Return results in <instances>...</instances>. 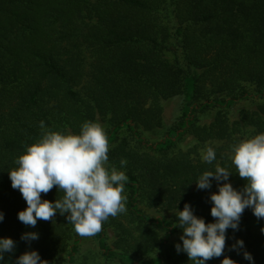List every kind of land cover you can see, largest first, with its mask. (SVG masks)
Returning a JSON list of instances; mask_svg holds the SVG:
<instances>
[{
    "label": "trees",
    "instance_id": "1",
    "mask_svg": "<svg viewBox=\"0 0 264 264\" xmlns=\"http://www.w3.org/2000/svg\"><path fill=\"white\" fill-rule=\"evenodd\" d=\"M181 96L177 127L157 143L146 141L141 131L163 128L166 102ZM254 99H264V0H0V238L16 242L0 264H15L32 250L48 264H76L80 253L81 236L66 215L57 212L35 228L18 219L27 205L8 171L41 136V121L64 134H79L86 121L100 123L111 146L107 167L128 177L127 214L109 217L93 236L107 264H193L175 248L183 234L177 212L189 203L194 215L214 222L212 187L198 190L195 180L217 163L233 172L228 182L235 189L243 188L227 148L239 135L264 133V105L237 118L223 110ZM211 109L220 111L200 124L198 113ZM124 130L137 147L120 139ZM189 133L222 142L216 161L171 155ZM62 196L54 187L41 199ZM141 204L163 216L145 213ZM262 229L264 219L245 209L239 230L226 233L238 235L244 248L232 250L236 242L226 240L218 264L225 256L264 264ZM25 232L39 238L21 240Z\"/></svg>",
    "mask_w": 264,
    "mask_h": 264
},
{
    "label": "clouds",
    "instance_id": "2",
    "mask_svg": "<svg viewBox=\"0 0 264 264\" xmlns=\"http://www.w3.org/2000/svg\"><path fill=\"white\" fill-rule=\"evenodd\" d=\"M41 136L26 147L8 171L11 187L19 190L27 207L18 212L19 221L35 228L37 221H52L57 212L66 215L68 223L81 237H92L102 231L109 217L126 213L127 197L123 194L128 177L115 167L109 170V143L106 132L98 122L86 121L79 134H64L45 128L40 122ZM203 162L216 161V151L208 146L201 153ZM231 162L235 173L245 181L243 188L235 189L229 181L233 174L228 168L216 164L214 170L204 171L195 180L198 190L212 187L217 182L218 191L211 193L210 210L214 222L206 223L194 215L192 206L184 204L177 212V227L182 229L181 244L176 251L187 254L194 264H205L224 255L228 229L239 230L245 209H251L257 219H264V133L246 138L231 146ZM122 166L127 164L121 159ZM54 187L63 196L54 202L42 200ZM4 214L0 212V221ZM264 232V229L261 230ZM36 232H25L21 240H37ZM16 242L11 238H0V260L5 253H13ZM232 250L244 248V241L237 240ZM244 259L252 261V255L243 251ZM15 264H48L35 250L20 255ZM221 264H237L225 256Z\"/></svg>",
    "mask_w": 264,
    "mask_h": 264
},
{
    "label": "rangeland",
    "instance_id": "3",
    "mask_svg": "<svg viewBox=\"0 0 264 264\" xmlns=\"http://www.w3.org/2000/svg\"><path fill=\"white\" fill-rule=\"evenodd\" d=\"M172 28L175 32L176 25L174 24ZM183 105H184V98L182 96L166 102L164 106V126L163 128L156 130V131H152V132L141 131L142 137L146 139V141L150 142L151 144L157 143L160 140H162L170 129H174L177 127V122L181 118ZM256 105H264V99H254L249 102L238 103L237 105H235L233 110L231 111L223 110V113L225 114L228 113L229 115L237 118V116L242 110L248 109L251 107L253 108ZM219 111H220L219 109H211L210 111H207L204 114L199 112L198 116H199L200 124L210 123L211 121H213V119L216 117ZM254 135L255 134L252 133L251 131L250 133H247V134L244 133L242 135L237 136V139L241 141L248 137L251 138ZM123 138H126L133 147L138 146L136 140L131 136V134L127 130H124L121 132L120 139H123ZM222 145H223L222 142H218V141H206V142L198 141V139H196L192 134L189 133L178 143V146L171 152V155L173 156L179 153H187L195 161H202L201 153L204 149H206V147L211 146L214 149H216L217 147H221ZM110 147L111 146H109V148ZM227 152H228V155L231 156L230 148L229 149L227 148ZM216 189H217L216 186H212L211 192H215ZM140 208L145 213L153 217L163 216L161 213L155 210H151L143 204L140 205ZM124 214H127V212ZM123 221L127 223L128 220L124 219L123 217ZM226 240H232L236 242L237 240H239V236L230 234L226 236ZM109 242L110 244H113L114 242V234L112 232L109 233ZM76 264H107L106 261L102 258L99 252L98 245L95 239L93 238V236L92 237H81L80 253H79ZM205 264H218V260L216 258H213L209 261H206Z\"/></svg>",
    "mask_w": 264,
    "mask_h": 264
}]
</instances>
